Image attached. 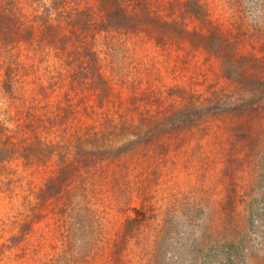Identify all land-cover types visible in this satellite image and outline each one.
Masks as SVG:
<instances>
[{
	"label": "rangeland",
	"instance_id": "obj_1",
	"mask_svg": "<svg viewBox=\"0 0 264 264\" xmlns=\"http://www.w3.org/2000/svg\"><path fill=\"white\" fill-rule=\"evenodd\" d=\"M51 1L0 43V264H264V0Z\"/></svg>",
	"mask_w": 264,
	"mask_h": 264
},
{
	"label": "trees",
	"instance_id": "obj_2",
	"mask_svg": "<svg viewBox=\"0 0 264 264\" xmlns=\"http://www.w3.org/2000/svg\"><path fill=\"white\" fill-rule=\"evenodd\" d=\"M59 1L58 0H52L51 6H47L46 4H44L46 13H42V12L39 13L41 15L40 19L42 20V21H40V23L42 25H44L46 27V29H48V27L51 29V26L49 25V23L47 24V17L51 13L53 8H55L56 5L57 6L59 5L58 3H60V6H61L62 2H61V0H59ZM65 1H67V0H64V3H65ZM142 1L143 0H139L140 3H142ZM145 3H146L145 4L146 9H147V6L150 5V1L146 0ZM17 4H19V3L16 2V0H2V2L0 3V43L1 44L5 40L8 42V38H7L8 34L14 30H17V29L25 30L24 33L19 35L20 38L21 37L23 38L21 40H25V41H31L32 40L31 36L33 34H32L31 29H30V26H29V28L24 26V21L22 20V11L20 9H17L18 8ZM62 7H64V4ZM186 8L189 11L193 12L194 14H198V15L201 14L202 15V11H200V4L197 0H187ZM148 11L150 12L149 8H148ZM130 18H132V20H134V22H137V18L136 19L134 17H130ZM159 19H161V21H162L161 23L164 22L162 17H160ZM127 22H128L127 15L119 8L117 10H115L114 12L110 13L108 16V23H109L108 25L111 28L118 29V27L124 23L129 24V25L132 24V23H127ZM72 24H73V22H72ZM163 24H165V23H163ZM131 26L133 27V25H131ZM50 33L51 32L49 30L45 34V36L47 37V35H51ZM1 47H2V45H1ZM12 48H14L13 45H12L11 49ZM89 52L92 54L91 50H89ZM11 72H12V68L9 67V69H8V66H7V73H6L7 79L5 80L6 84H8V81L10 84L12 82H14V76L13 75H12V77L9 76V78H8V73L10 74ZM212 110H213L212 107H207L205 109L197 110L194 112H191V111L190 112H184V113L180 114V117H181L180 119H183L186 122H188V120H190V119L193 121H196L197 119L204 116L206 113L211 112ZM180 121L181 120L178 119L174 123L180 124L179 123ZM191 123H194V122H191ZM6 160H8V147L0 144V163L5 162ZM226 254H227L226 257L229 258L228 261L231 262V260H233V256L231 255L230 252L229 253L226 252ZM228 254L231 257H229Z\"/></svg>",
	"mask_w": 264,
	"mask_h": 264
}]
</instances>
